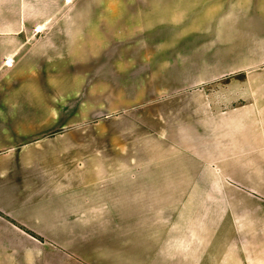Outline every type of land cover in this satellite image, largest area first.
I'll list each match as a JSON object with an SVG mask.
<instances>
[{
	"label": "crops",
	"instance_id": "1",
	"mask_svg": "<svg viewBox=\"0 0 264 264\" xmlns=\"http://www.w3.org/2000/svg\"><path fill=\"white\" fill-rule=\"evenodd\" d=\"M192 4L0 0V261L51 245L86 264H264V0L245 22L232 5L228 51L195 45Z\"/></svg>",
	"mask_w": 264,
	"mask_h": 264
},
{
	"label": "rangeland",
	"instance_id": "2",
	"mask_svg": "<svg viewBox=\"0 0 264 264\" xmlns=\"http://www.w3.org/2000/svg\"><path fill=\"white\" fill-rule=\"evenodd\" d=\"M193 10L196 8H199L202 4L203 12L200 14L197 11L192 12V21L193 25L195 23L196 30H193L195 40V45L200 46H208L209 49L213 45V43L222 41L224 44V50L228 51L231 50L230 47H226L227 44V38L230 37V32L233 30V23H235L236 18L233 17V8L232 5H237L238 0H191ZM240 1V20L245 22L247 19V2L248 0H239ZM235 16V15H234ZM1 17L5 20L8 17V14L4 13L1 14ZM222 19H224L222 21ZM205 22H207V27H201L205 25ZM246 32L243 31V35L239 37V43L241 49H245L246 51L240 52V53H249L253 52L252 50L255 47V40H256V34L260 31V27L254 26L252 21L247 22L245 26ZM183 31L181 30H178ZM201 34V35H200ZM164 36V35H162ZM161 36V37H162ZM201 37V39H196V37ZM260 37V35H259ZM216 42V43H217ZM217 45H220L218 43ZM215 46V45H214ZM187 46L184 44L177 43L176 44V50L178 52L183 51V48H186ZM223 47V46H221ZM231 54V51L228 52ZM237 53V52H236ZM235 54V53H234ZM192 66H187V68L184 70V72L180 71V69L177 67L174 69L173 74L175 77L188 75L191 73ZM243 85L242 82H239L237 79H230L229 82H218L215 83L213 86H210L208 88L209 94L211 97V100L216 101V98H218V95H224V103H229L230 96H233L231 91L233 90L232 86H239ZM222 92V94H221ZM209 203L207 204V206ZM194 207V206H193ZM192 207V209H193ZM203 210L209 211V209L205 206H202ZM209 207V206H208ZM3 261H0V264H2ZM9 262H4L3 264H8ZM31 264H86L84 261L77 257V255L72 254L70 252H66L64 250L58 249L55 246L48 245L47 251L39 250L36 248H33V252L31 254ZM128 264V263H127Z\"/></svg>",
	"mask_w": 264,
	"mask_h": 264
},
{
	"label": "built area",
	"instance_id": "3",
	"mask_svg": "<svg viewBox=\"0 0 264 264\" xmlns=\"http://www.w3.org/2000/svg\"><path fill=\"white\" fill-rule=\"evenodd\" d=\"M38 30V29H37Z\"/></svg>",
	"mask_w": 264,
	"mask_h": 264
}]
</instances>
